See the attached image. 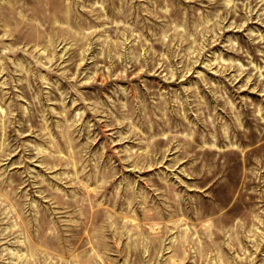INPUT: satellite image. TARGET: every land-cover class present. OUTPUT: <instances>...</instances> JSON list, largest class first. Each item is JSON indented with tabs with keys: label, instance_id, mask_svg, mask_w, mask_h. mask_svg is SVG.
Instances as JSON below:
<instances>
[{
	"label": "rangeland",
	"instance_id": "374dc122",
	"mask_svg": "<svg viewBox=\"0 0 264 264\" xmlns=\"http://www.w3.org/2000/svg\"><path fill=\"white\" fill-rule=\"evenodd\" d=\"M0 264H264V0H0Z\"/></svg>",
	"mask_w": 264,
	"mask_h": 264
}]
</instances>
